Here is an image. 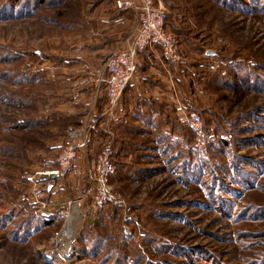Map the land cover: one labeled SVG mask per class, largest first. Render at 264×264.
<instances>
[{"label":"rangeland","instance_id":"374dc122","mask_svg":"<svg viewBox=\"0 0 264 264\" xmlns=\"http://www.w3.org/2000/svg\"><path fill=\"white\" fill-rule=\"evenodd\" d=\"M154 1L182 35L179 63L202 62L185 75L202 81L197 103L216 123L191 111L202 119L201 149L182 120L173 131L133 114L134 126L106 133L112 153L117 141L128 151L110 178L120 201L72 223L71 261L51 242L61 205L34 211L26 175L64 141L70 123L51 104L78 95L87 9L82 0H0V264H49L44 251L56 264H264V0ZM191 11L204 13L199 24ZM75 180L46 202L76 196Z\"/></svg>","mask_w":264,"mask_h":264},{"label":"built area","instance_id":"2783aa9c","mask_svg":"<svg viewBox=\"0 0 264 264\" xmlns=\"http://www.w3.org/2000/svg\"><path fill=\"white\" fill-rule=\"evenodd\" d=\"M116 5L119 9H130L135 23L127 44L110 53L94 70L93 97L96 98L100 93H104L106 108L103 115L106 118V133L109 135H111L110 124L117 117L116 111L122 95L137 73L139 54L150 48L157 49L162 61L177 63L180 61L181 47L180 38L167 29V14L161 4L155 3L154 0H118ZM96 118L97 116L90 111L79 119L77 126L69 125L66 128L64 141L53 159L56 167H52L50 160H47L43 165L33 167L32 172L26 176V182L31 191L29 203L32 204L34 211L50 214L52 208L61 205L62 210L59 214L62 219L59 228L61 233L51 242L57 252H63L65 258L71 261L76 256L72 247L75 231L71 233L72 241L66 236L63 237L69 218H75L74 224L96 207L117 204L120 201V197L113 191L110 183L111 175L115 172V165L111 160L112 151L109 145L103 143L93 159L89 156L92 134L97 131ZM181 120L184 126L195 130L194 146L201 149L205 144V134L200 116L194 112H184ZM62 176H67L70 182L76 179L77 185L84 178L85 185L76 196L64 199L60 204L51 201V197L46 202L48 194L44 191L46 186L44 179ZM74 210L77 211V215L74 214ZM68 250L71 252L68 253ZM43 255L49 258L47 252L44 251ZM49 259V264H56L51 258Z\"/></svg>","mask_w":264,"mask_h":264},{"label":"crops","instance_id":"0c3cea01","mask_svg":"<svg viewBox=\"0 0 264 264\" xmlns=\"http://www.w3.org/2000/svg\"><path fill=\"white\" fill-rule=\"evenodd\" d=\"M134 23L133 13L130 10L117 9L112 0L99 4L93 8L90 15H86L82 26L90 33L77 40L79 47L75 58L80 61L82 67L76 82L78 95L74 100L72 96L69 101L59 103L54 109L58 116H67L69 125H76L79 119L90 111L97 117L103 114L104 98L101 94L94 98V94L91 96L90 93L92 68L100 65L110 53L127 44ZM85 45H88V48L83 52L81 49ZM178 65L179 62L162 61L157 49L150 48L139 55L135 78L124 92L116 112L117 117L110 124L111 136L118 133L117 130L121 126H134L135 124H131L133 114L138 115L139 119H150L152 123L161 125L165 113L160 112V106L171 107L175 110L178 121L182 119L183 113L188 112V104L182 101V92L174 76L177 75ZM104 131L106 133V128ZM101 140L100 136L96 144Z\"/></svg>","mask_w":264,"mask_h":264},{"label":"trees","instance_id":"16d2710c","mask_svg":"<svg viewBox=\"0 0 264 264\" xmlns=\"http://www.w3.org/2000/svg\"><path fill=\"white\" fill-rule=\"evenodd\" d=\"M106 0H82V3H83V5L85 6V8L87 9L86 10V15H90L91 14V11H93V8L94 7H96V6H98L99 4H102V3H104ZM113 2H114V4H115V7L117 8V5H116V3H117V1L118 0H112ZM117 9H119V8H117ZM119 10H130V9H119ZM131 11V10H130ZM132 12V11H131ZM184 12H185V10H184ZM186 13V12H185ZM193 13V11H191V14ZM184 16H186V14H184ZM193 16H195V17H193ZM193 19L195 18V21H197V23L199 24V22H198V20H197V17H202V16H204V13H200V14H198V13H193ZM85 22V21H84ZM84 22H82V23H80L79 22V26H81V27H83L82 25H83V23ZM166 24H167V29L169 28H171L170 27V23L168 22V18H167V21H166ZM75 27V26H74ZM171 30V29H170ZM171 33H173V34H175L176 36H182L180 33H176V32H174V30H173V32H171ZM182 33L184 34V33H191V30L190 29H188V30H182ZM201 33V32H200ZM213 32L211 31V28H208L207 29V32H206V36L207 37H212L213 36ZM183 44H184V46H185V48L187 49V51H188V49H189V46H188V44L187 43H185V42H183ZM86 48H88V45H85L82 49H81V51H86ZM144 52V51H143ZM142 53V52H141ZM140 53V54H141ZM139 54V55H140ZM32 58H31V60H33L34 62H39L41 59H40V56L38 55V54H34V55H32L31 56ZM53 57H55V58H53V62H56V61H58L59 62V68H62L63 67V62H60L61 60V57H59V56H53ZM46 57H43V59L42 60H44ZM47 59V58H46ZM202 64V62H197V61H193L192 63H190V62H188V60H187V57H185V61L182 63V64H180V65H178L177 67H176V73H177V75L175 74L174 76H175V78L177 79V83H178V86H179V88L181 89V92H182V96H181V99H182V101L186 104H188V107H187V111L188 112H191V111H196L199 115H201L202 113H204V115L208 118V121L206 122L205 121V126L206 127H209V123L211 122L212 124H215L216 122L214 121V118H215V112L214 111H212V110H210V108L209 107H201V105H199V103H197V101H199V100H197V94H198V92H201V91H199L198 89L199 88H201V86H202V81H200V80H202V77L199 79V83H196V81L194 80V81H192L190 78H188V76H186L185 75V73H188V71H190V72H193V70H195L194 68H198L200 65ZM93 75H94V71H93V73H92ZM187 77V78H186ZM185 79H187V80H185ZM130 85V84H129ZM128 85V86H129ZM128 86L126 87V89L128 88ZM126 89H125V91H126ZM124 91V92H125ZM94 92H95V84H94V81H93V79H92V82H91V96H93V94H94ZM202 93V92H201ZM101 94V96L104 98V101H105V107H104V110H105V108H106V99H105V96H104V93L102 92V93H100ZM124 94V93H123ZM123 96V95H122ZM122 99V98H121ZM66 101V100H65ZM62 102H64V101H62V100H60V103H62ZM200 102V101H199ZM57 105H55V104H51V107L53 108V115L55 114V112H54V108L56 107ZM160 108H161V110H160V112L161 113H165L164 114V119H163V126L164 127H167V128H170L171 130H173V131H177V125L179 124V122H178V119H177V117H176V114H175V110L174 109H172L171 107H167V106H160ZM201 118V117H200ZM202 120V119H201ZM105 122H106V118H105V116L102 114L101 116H98L97 118H96V123H97V131L96 132H94L93 134H92V138H91V141H90V144H89V153H90V159H93L95 156H96V154L98 153V151H99V149H100V146L102 145V143H104V140L106 139V137H108V135L105 133V131H104V128H105ZM183 131H184V129H181V131H180V133H182L183 134ZM175 133H177V132H175ZM100 136H101V138H102V140L100 141V143H98V144H96V142H98L97 141V138H100ZM120 145L119 146V148H117V150H115L114 149V151H113V153H112V158H111V160H112V162H113V164L115 165V172H114V174H112L111 175V178L114 176V175H116L117 174V172H118V168H119V166H120V164H121V162H120V157H123V156H121V155H124L126 152H128L126 149H124L125 148V145L124 144H122V143H120V142H116V147H117V145ZM115 147V148H116ZM97 148H98V151H97ZM48 160H50V159H48ZM47 161V160H46ZM49 162H51L52 163V167H56V164H54V162H53V159H51ZM44 164V162H41V163H37V164H35V166L36 165H43ZM32 172V170L31 171H29V173L28 174H30ZM27 174V175H28ZM26 175V176H27ZM111 180V179H110ZM44 181L46 182V186L44 187V191L49 195L51 192H53L54 190H55V188H57V186H59L61 183H64V182H66V181H68V178H67V176H62V177H48V178H46V179H44ZM64 181V182H63ZM11 182H9V186H10V188H11V190H13V188L11 187ZM64 185H65V183H64ZM85 185V179L84 178H82L81 180H80V184H79V189L80 190H82V188H83V186ZM15 193H17V192H15ZM18 194V193H17ZM60 195H64V193L63 192H61L60 191V193H59ZM99 207H96L95 209H93L92 211H91V214L92 213H94V216L96 215V211H97V209H98ZM37 218H38V220H40V223H41V221L42 220H47L45 217V215H41V214H38V215H35ZM34 216V217H35ZM50 234V233H49ZM50 236H52V235H50ZM49 236V237H50Z\"/></svg>","mask_w":264,"mask_h":264},{"label":"bare ground","instance_id":"6f19581e","mask_svg":"<svg viewBox=\"0 0 264 264\" xmlns=\"http://www.w3.org/2000/svg\"><path fill=\"white\" fill-rule=\"evenodd\" d=\"M74 212V214L75 215H77V211L76 210H74L73 211ZM75 221V218L74 217H70L69 218V222H68V225H67V232H68V238L70 239V241H71V233L75 230V228H74V226L72 225V223ZM76 227V226H75ZM66 233V232H65ZM69 245H67V247H68ZM68 253H70L71 252V250H68L67 251ZM45 259L47 260V261H50V259L49 258H46V256H45Z\"/></svg>","mask_w":264,"mask_h":264}]
</instances>
